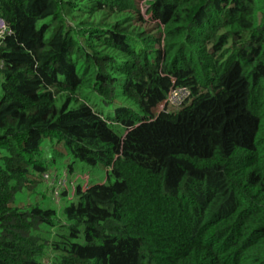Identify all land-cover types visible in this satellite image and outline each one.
Instances as JSON below:
<instances>
[{"label":"trees","instance_id":"trees-1","mask_svg":"<svg viewBox=\"0 0 264 264\" xmlns=\"http://www.w3.org/2000/svg\"><path fill=\"white\" fill-rule=\"evenodd\" d=\"M0 20V264H264V0H0Z\"/></svg>","mask_w":264,"mask_h":264},{"label":"rangeland","instance_id":"rangeland-1","mask_svg":"<svg viewBox=\"0 0 264 264\" xmlns=\"http://www.w3.org/2000/svg\"><path fill=\"white\" fill-rule=\"evenodd\" d=\"M143 13H142V15H143V18L144 19H149V16H147L146 14H145V10H144V8H143ZM146 15V16H145ZM141 24H139L138 26H140ZM148 29H153L154 27L152 26H146ZM170 93V92H169ZM169 93H168V95H167V97H166V99H165V101L167 100V98H168V96H169ZM166 105H168L167 103H165ZM165 105V106H166ZM164 106V107H165ZM164 107H163V104H161L160 105V107L158 108V113L159 112H161L163 109H164ZM74 170H75V172L72 174V173H70L71 175L69 176V178L73 181L75 178L77 179V181H74V182H72L70 185H71V187L72 188H78V186H80V189H82V190H84V189H88V184L89 183H94V184H97V182H99V181H102V179L103 178H105V175H103V173H102V171L100 170V168H99V166H96V167H94V166H91V167H87L86 168V174H81V170H79L80 172L79 173H77V174H79L78 176L80 177V179H78V176H77V174H76V168H73ZM88 176V178H89V180H88V178H86V176ZM63 180L65 181V183H63V184H58L57 186H56V191L58 192V190H60V189H62V190H65L66 188L68 189V187H67V183L69 182V179H68V176H67V173H65V175H64V178H63ZM76 184V185H75ZM79 190V189H78Z\"/></svg>","mask_w":264,"mask_h":264},{"label":"built area","instance_id":"built-area-1","mask_svg":"<svg viewBox=\"0 0 264 264\" xmlns=\"http://www.w3.org/2000/svg\"><path fill=\"white\" fill-rule=\"evenodd\" d=\"M6 27L2 20H0V37L5 35ZM189 96L188 92L184 89H175L169 93L166 101H164L163 107L167 103L169 106H179Z\"/></svg>","mask_w":264,"mask_h":264}]
</instances>
